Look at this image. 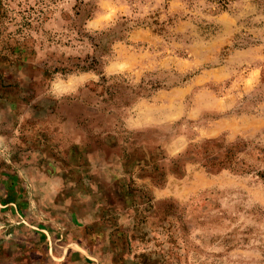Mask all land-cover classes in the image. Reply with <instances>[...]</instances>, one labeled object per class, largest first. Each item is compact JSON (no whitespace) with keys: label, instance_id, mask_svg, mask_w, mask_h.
Instances as JSON below:
<instances>
[{"label":"rangeland","instance_id":"rangeland-1","mask_svg":"<svg viewBox=\"0 0 264 264\" xmlns=\"http://www.w3.org/2000/svg\"><path fill=\"white\" fill-rule=\"evenodd\" d=\"M0 264H264V0H0Z\"/></svg>","mask_w":264,"mask_h":264}]
</instances>
